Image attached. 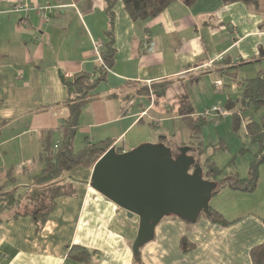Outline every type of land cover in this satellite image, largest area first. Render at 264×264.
<instances>
[{
  "label": "crops",
  "instance_id": "0c3cea01",
  "mask_svg": "<svg viewBox=\"0 0 264 264\" xmlns=\"http://www.w3.org/2000/svg\"><path fill=\"white\" fill-rule=\"evenodd\" d=\"M20 1L29 6L27 12L15 10ZM185 1H176L146 22L132 21L122 0L117 1L114 68L98 88L100 99L82 114L75 147H83L86 139L110 140L111 148L127 152L158 144L162 137L174 151L192 146L191 132L178 113L179 98L175 105L166 101L169 90L182 85L192 102L191 86L208 74L222 76L216 78L222 86L228 78L226 87L232 83L239 96V83L256 76L264 63L239 67L236 80L228 70L239 60L257 57L264 46V0L253 6H225L222 0H196L188 6ZM106 8V0H0V186L4 189L12 187L8 170L21 192L42 171L41 132L57 129L69 117L65 82L79 73L94 74L100 67L96 44L107 41ZM149 42L153 51L146 49ZM242 72L246 77L240 76ZM189 77L199 79L189 83ZM166 81L174 85L157 99L152 87ZM185 84L189 87L184 89ZM145 88L149 96L142 92ZM121 92L136 97L109 98ZM226 102L231 115L223 118H230L236 104L231 95ZM92 170L79 167L64 178L74 195L55 201L41 230L31 217L6 215L0 225V264H82L68 257L74 245L95 252L90 264H253L251 250L264 242V164L254 192L225 188L212 198L211 207L231 225L214 224L205 217L195 224L163 219L154 240L141 248L140 262L133 253L138 217L91 187ZM184 241L190 246L186 252Z\"/></svg>",
  "mask_w": 264,
  "mask_h": 264
},
{
  "label": "trees",
  "instance_id": "16d2710c",
  "mask_svg": "<svg viewBox=\"0 0 264 264\" xmlns=\"http://www.w3.org/2000/svg\"><path fill=\"white\" fill-rule=\"evenodd\" d=\"M118 0H106V12L109 18V29L106 32L107 41L103 44L101 51L102 63L94 74L79 73L71 80L65 82L68 98L65 102L69 109V117L63 120L57 129L44 130L41 132V151L39 160L42 171L33 179V183L26 191L21 192L17 186V180L12 170L6 172L11 188L4 189L0 186V225L5 222L6 215L11 218L31 217L37 230H41L56 207V200L62 196L74 195V189L66 186L64 178L74 169L82 167L93 169L96 162L111 148L113 141L92 143L85 140L83 147L75 148V140L78 131L82 127V114L84 110L94 101L100 99L98 88L107 82L108 74L114 68L115 63V13L114 7ZM178 0H122L125 10L134 22H146L162 14L168 7ZM196 0H186L191 6ZM225 6L234 3L245 5H258L259 0H222ZM264 63V46L261 47L259 55L249 60H239L237 64L230 67L228 73L234 80L237 78L236 70L249 64ZM234 71V72H232ZM199 78H191L189 83L197 82ZM174 85V81H166L155 84L152 87L157 99L166 95L167 91ZM241 94L237 103L240 110L234 111L233 127L239 131L244 127L246 136L255 145L257 152L250 164L248 176L240 178L237 173L226 174L224 170L214 163L210 157L201 162L205 179L217 182L219 191L228 188L233 191L252 193L256 190L259 181L260 167L264 164V114L256 121L253 111L264 110V68L259 70L255 77L246 79L239 83ZM189 87V84L184 85ZM149 96V89H142ZM186 92L179 97L178 113L191 132V145L195 156L201 157L206 153V145L203 141V129L208 123L207 111L196 115L194 106ZM125 98L133 100L136 95L121 93L109 96V98ZM251 111L249 114L244 112ZM155 126L154 123H151ZM160 143L166 140L161 139ZM167 145V144H166ZM168 146V145H167ZM115 147V146H114ZM112 147V148H114ZM222 150H226L224 145ZM117 153H123V148H115ZM217 195V194H216ZM201 217L207 218L214 224L229 226L233 222L227 220L219 211L211 207L208 213H202ZM168 218L179 219L176 216ZM166 219V218H165ZM184 243H186L184 241ZM190 246L185 244V252ZM95 252L84 247L74 245L70 248L68 257L82 264H90ZM253 264H264V242L254 246L250 253ZM140 262V258H139Z\"/></svg>",
  "mask_w": 264,
  "mask_h": 264
},
{
  "label": "water",
  "instance_id": "95a60500",
  "mask_svg": "<svg viewBox=\"0 0 264 264\" xmlns=\"http://www.w3.org/2000/svg\"><path fill=\"white\" fill-rule=\"evenodd\" d=\"M191 152L185 146L175 152L165 143L143 144L121 154L111 148L94 165L91 187L139 219L136 261L163 219L176 216L195 224L209 212L219 186L205 179L201 162Z\"/></svg>",
  "mask_w": 264,
  "mask_h": 264
},
{
  "label": "rangeland",
  "instance_id": "374dc122",
  "mask_svg": "<svg viewBox=\"0 0 264 264\" xmlns=\"http://www.w3.org/2000/svg\"><path fill=\"white\" fill-rule=\"evenodd\" d=\"M264 68V64L258 67V70ZM253 70V69H252ZM254 72V75L255 73ZM253 75V74H252ZM241 77H246L245 72L240 74ZM226 78V76H224ZM192 77H189L191 79ZM216 78H222V76L212 77L208 74L204 75L198 84L191 86L190 95L192 98L195 111L198 113H204L212 110L214 107H222L227 109V97L232 96L233 102L236 104V111L240 110V104L237 102V92L228 85L229 79L226 78L225 85L221 88H215ZM182 85L173 86L169 90V94L166 97L168 104L177 103L178 98L183 94ZM153 92V91H152ZM215 105V106H214ZM251 111L244 112L246 115ZM252 113V112H251ZM264 114V110L253 111V116L256 121L260 120ZM147 120V118H146ZM180 132V131H179ZM183 135V134H182ZM204 143L206 146V153L201 157H197L200 162L209 158L216 163L218 167L224 170V176L226 174L237 173L241 178L246 177L249 173L250 164L253 161V157L257 152V145L253 144L246 136L244 127H241L239 131H236L233 127V117L223 118L215 113L208 114V123L204 127L203 131ZM181 136L179 139H183ZM178 140V138H177ZM185 141V138L184 140ZM226 146L228 149L222 150V146ZM185 147H191L187 145ZM78 149V146L75 147ZM193 149V148H192ZM195 155V151L191 152ZM214 202V201H213Z\"/></svg>",
  "mask_w": 264,
  "mask_h": 264
},
{
  "label": "built area",
  "instance_id": "2783aa9c",
  "mask_svg": "<svg viewBox=\"0 0 264 264\" xmlns=\"http://www.w3.org/2000/svg\"><path fill=\"white\" fill-rule=\"evenodd\" d=\"M28 9H29V6L24 5L21 1L15 4V10H17V11L27 12ZM46 9L50 10V7L48 6V7H46ZM146 41H150V38L148 36L146 37ZM102 49H103V44H96V53H97V56H98L99 60L101 61V63H102V58H101ZM146 49L149 51H153L154 50V44H151L150 42L146 43ZM66 77H69V76H66ZM214 86H215V88H220L222 86V84L220 82H216V84ZM209 113H215L221 117H228L231 115L230 111L224 110L222 107H214L212 110L209 111Z\"/></svg>",
  "mask_w": 264,
  "mask_h": 264
},
{
  "label": "flooded vegetation",
  "instance_id": "af4514ba",
  "mask_svg": "<svg viewBox=\"0 0 264 264\" xmlns=\"http://www.w3.org/2000/svg\"><path fill=\"white\" fill-rule=\"evenodd\" d=\"M175 152H177V151H175Z\"/></svg>",
  "mask_w": 264,
  "mask_h": 264
}]
</instances>
